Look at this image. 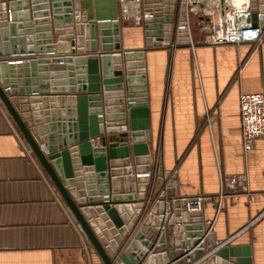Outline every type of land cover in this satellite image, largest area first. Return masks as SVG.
Listing matches in <instances>:
<instances>
[{"label":"water","instance_id":"water-1","mask_svg":"<svg viewBox=\"0 0 264 264\" xmlns=\"http://www.w3.org/2000/svg\"><path fill=\"white\" fill-rule=\"evenodd\" d=\"M186 1L142 0L146 47L124 51L117 5L100 19L81 0H0V101L104 264H250L249 248H218L212 222L187 212L198 198L179 195L162 158L152 192L158 201L116 260L152 178L146 53L192 45ZM251 11L264 30V0H251ZM64 51L69 56H56ZM47 64L68 71V81L50 88ZM180 224L184 232L175 235Z\"/></svg>","mask_w":264,"mask_h":264},{"label":"crops","instance_id":"crops-1","mask_svg":"<svg viewBox=\"0 0 264 264\" xmlns=\"http://www.w3.org/2000/svg\"><path fill=\"white\" fill-rule=\"evenodd\" d=\"M87 2L100 19L109 18L118 4V0H81L82 9ZM121 22L123 50L145 49L143 25ZM202 38L193 24L192 45L172 43L170 48L146 53L149 147L158 160L162 158L165 172L177 176L181 197L206 198L200 211L205 223L212 222L218 246L249 248L250 264H264V138L252 151L244 150L240 105L244 93L264 94V42L213 47L199 44ZM53 40L59 42V36L53 34ZM63 53L56 56H69ZM1 60L15 65L30 62L27 57ZM45 66V74H55V79L49 76L50 88L54 80L68 81L63 78L68 71ZM70 87L69 82L56 86ZM243 174L249 193L220 200L221 178ZM149 197L116 260L149 214ZM209 198L211 202L206 201ZM183 232V224L173 226L175 235ZM0 264H104L1 101Z\"/></svg>","mask_w":264,"mask_h":264},{"label":"built area","instance_id":"built-area-1","mask_svg":"<svg viewBox=\"0 0 264 264\" xmlns=\"http://www.w3.org/2000/svg\"><path fill=\"white\" fill-rule=\"evenodd\" d=\"M119 4L123 19L133 21L137 25L143 24L146 15L143 13L142 0H119ZM186 4L191 37L194 24L203 34V38L198 42L201 45L217 47L264 42V30L260 25L255 26L253 22L251 0H187ZM118 19L121 20V17ZM240 105L243 148L250 152L255 148L256 141L264 138V94L244 93L240 97ZM151 175L147 173V176ZM236 193H249L247 175L223 176L220 200L226 195ZM197 198L198 202L194 204L198 207L194 206L196 207L194 210L200 211L201 202L206 198ZM222 246L224 245L218 248ZM207 259L208 255L199 262Z\"/></svg>","mask_w":264,"mask_h":264},{"label":"rangeland","instance_id":"rangeland-1","mask_svg":"<svg viewBox=\"0 0 264 264\" xmlns=\"http://www.w3.org/2000/svg\"><path fill=\"white\" fill-rule=\"evenodd\" d=\"M117 12H118V18L121 17V20L120 21H124L125 19L122 18V9H121V6L119 4V0H118V4H117ZM152 154V153H151ZM158 157H155L154 154H152V165H151V171L149 173H151V181L149 182V188H148V192H147V197L148 195L150 196L149 197V202H147V205H150V207H152L157 201L158 199L154 198L153 197V189H154V183L156 182V178H157V172H158V169H159V166H160V160L157 159ZM149 203V204H148Z\"/></svg>","mask_w":264,"mask_h":264}]
</instances>
